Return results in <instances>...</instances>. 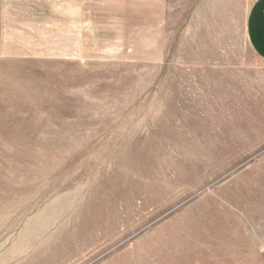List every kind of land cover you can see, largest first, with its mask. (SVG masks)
<instances>
[{
  "label": "rangeland",
  "instance_id": "obj_1",
  "mask_svg": "<svg viewBox=\"0 0 264 264\" xmlns=\"http://www.w3.org/2000/svg\"><path fill=\"white\" fill-rule=\"evenodd\" d=\"M258 0H0V264H264Z\"/></svg>",
  "mask_w": 264,
  "mask_h": 264
},
{
  "label": "crops",
  "instance_id": "obj_2",
  "mask_svg": "<svg viewBox=\"0 0 264 264\" xmlns=\"http://www.w3.org/2000/svg\"><path fill=\"white\" fill-rule=\"evenodd\" d=\"M248 37L255 52L264 60V0H258L250 12Z\"/></svg>",
  "mask_w": 264,
  "mask_h": 264
}]
</instances>
